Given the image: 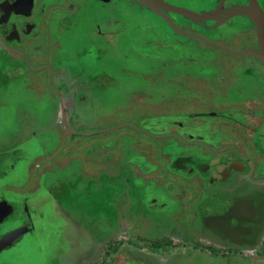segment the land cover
I'll list each match as a JSON object with an SVG mask.
<instances>
[{
    "label": "flooded vegetation",
    "instance_id": "1",
    "mask_svg": "<svg viewBox=\"0 0 264 264\" xmlns=\"http://www.w3.org/2000/svg\"><path fill=\"white\" fill-rule=\"evenodd\" d=\"M182 8L203 17L192 20L175 12ZM145 12L165 23L168 36H174L172 45L164 46L160 41L164 35ZM260 13L264 20V0H0L1 116L11 113L17 103L28 123L27 113L32 112L28 99L32 95L42 99L46 94L55 107L53 118L40 114L35 122L54 120L62 134L75 136L122 128L81 130L94 121L89 108L105 101L97 89L122 76L112 61L123 67L139 59L148 61L146 71L122 72L159 85L165 79L177 91L169 98L172 105L207 110L190 109L187 123L168 124L170 136L157 134V139H164L159 146L161 158L152 162L142 155L152 168L134 165L127 172L116 160L99 161V170L89 180L95 183L99 177L101 193L109 192V183L119 186L114 198L122 200L127 216L131 213L142 229L135 232L124 220L126 214H109L116 218L118 232H111L117 225L110 221L103 234L94 228L106 243L95 247L98 237L81 228L77 214L65 210L83 233L79 242L72 243L73 255L66 264H95L102 252L108 258L114 253L136 254L147 258L144 264H193L196 260L264 264V62L241 53L259 49L261 24L264 33ZM199 42L218 49L208 64L192 54L202 46ZM72 45L78 54L64 56L68 61H62ZM135 88L129 90L139 92L142 86ZM150 100L164 103L153 99L144 103L149 105ZM36 135L40 134L32 136ZM170 143L176 148L166 151ZM1 154L0 176H4ZM42 157H46L44 150ZM128 176L140 187L134 188ZM148 184L154 186L152 200L140 190ZM27 202L24 197L21 203H13L0 194V228ZM20 221L21 226L0 234V254L34 225L30 219ZM134 241L141 250H134ZM83 242L87 245L75 250Z\"/></svg>",
    "mask_w": 264,
    "mask_h": 264
},
{
    "label": "rangeland",
    "instance_id": "2",
    "mask_svg": "<svg viewBox=\"0 0 264 264\" xmlns=\"http://www.w3.org/2000/svg\"><path fill=\"white\" fill-rule=\"evenodd\" d=\"M145 13L148 14V17L150 16L151 21H154L156 27L164 35L160 39L165 43L164 46L172 45L170 39L174 36L171 34H169L170 37L168 36L169 31L165 23L151 13ZM144 32L148 33V31ZM151 32L153 33V31ZM151 32L150 35H152ZM213 33L210 31V34ZM179 39L183 40L184 37L181 35ZM199 44L202 46H199L197 51L193 49L192 54L194 53L199 59L207 60L206 64L210 63L218 49L205 46L200 42ZM76 54H78L76 46L72 45L69 47V54L62 55V61L66 57H74ZM58 58L61 59V56ZM232 58L235 60L234 57ZM71 61L70 63H74L73 60ZM144 70L146 71L147 68ZM136 86H142L141 91L131 92L129 90L130 88L136 89ZM97 90L103 92L101 94L105 95V101L95 108H89L90 111H93L91 117L94 118V121L84 124L81 128L82 132L91 133L116 125L124 127L96 135L75 136L66 133L61 136L60 125H54V120L45 122L43 119V130H45V126H48V130L39 136L36 135L37 139L32 136L33 133L30 134L33 129V119L40 114L42 117L48 116L49 118H53L54 115L53 101L50 97L44 96L46 94H43L42 99H38L34 95L28 99V107L32 109V112L27 113L28 123H25L22 109H18L17 103L15 106H11V113L0 115V152H2L1 158L4 159L1 165L6 173L4 176H0V194L7 196L13 203H21L22 198H28L27 209L25 207L16 208L10 218L1 224L0 234L21 226L20 220L30 219L34 223V229L24 234L22 242L19 241L9 250L0 254V264H66L67 261H71L73 254L69 252L70 246L72 247V243L79 242L83 233L75 222L68 219L69 215L65 210L72 215L77 214V210L81 212L87 209L89 214L92 211L99 213L98 208L103 214L107 212V215L104 216H93L96 223L92 227L98 225V227L96 226L98 234H103L105 231L106 221L112 222L113 226L117 225L111 232L115 231L114 234L118 232L116 218L108 216L115 212L126 214L123 215L124 220L132 224L135 232L142 229L141 223L137 222L131 213L129 215L133 217V220L127 216L126 206L122 204V200L118 197L114 198L113 194L119 192V186L109 183L108 193L105 191L98 193L96 182V184L93 181L90 182V189L87 185L80 186L83 177L81 174L87 169L98 171V166L101 165L99 161L103 163L104 159L119 160L120 165L127 172H130L134 165L141 167L145 164L148 168H152L148 162L142 161V155H148L152 162L154 158L160 159L159 151L161 145L163 146L164 139L161 137L157 139V134L170 136L168 124L175 120L180 124L187 123L186 114L190 112L191 108L176 107L171 104L169 98L172 92L177 94V91L170 88L165 79L160 80L159 85L150 78L145 81L139 77L138 80L133 74H124L119 78H112L108 87ZM148 99L164 103L152 104L150 100L151 102H148L151 104H145L144 102ZM118 108L122 110H118ZM207 109L209 110L208 107ZM201 110L207 111L200 108L191 109L192 112ZM16 113H18L17 116ZM15 116L17 120L13 121ZM141 127L144 131L140 129ZM24 131H28L26 137L22 134ZM172 132L174 131L170 133ZM167 145L170 146L165 149L166 151L172 147H174L172 149L176 148L175 143ZM41 147H43L46 157L38 159V155L43 153ZM47 155H51V157H47ZM72 158L77 159L72 160ZM64 165L67 167L64 168ZM128 178L131 182L133 181L134 188L140 187L137 181L129 176ZM86 186L88 190H84ZM153 187L148 184L144 186V189L143 187L140 189L143 190L142 195H145L148 200H152L155 196ZM93 190L96 192L94 193ZM134 196H137V193H134ZM104 197H106L105 200ZM138 197H140L139 194ZM84 202L87 203L84 204ZM170 211L171 207L166 213L168 214ZM119 216L122 215L119 214ZM67 224H70L68 230ZM101 226L105 228H101ZM65 230L67 231L65 232ZM134 244H136L135 241L132 245L136 247ZM139 248L136 247L134 250H141ZM103 253L99 254V261H95V264H101L102 260L105 261L102 264H144V261H147V258L139 257L136 254L114 253L115 255L108 258ZM207 263L212 264L210 261ZM193 264L202 263L196 260Z\"/></svg>",
    "mask_w": 264,
    "mask_h": 264
},
{
    "label": "crops",
    "instance_id": "3",
    "mask_svg": "<svg viewBox=\"0 0 264 264\" xmlns=\"http://www.w3.org/2000/svg\"><path fill=\"white\" fill-rule=\"evenodd\" d=\"M145 52H146V49H145ZM146 53H148V52H146ZM142 60H144V59H139V61H134V62H128L127 63V65H124L123 64V67L121 66V63L118 61V62H116V61H112V64L113 65H116L117 67V69H116V72L119 74V75H123L124 73L122 72L123 70H127V71H145L144 69H146V68H148V63H146V62H148V61H146L145 62V60L144 61H142ZM125 68V69H124ZM113 70H114V68H113ZM128 74H130V73H128ZM119 109H121V108H118V110ZM122 110V109H121ZM42 118V117H41ZM32 132L33 133H35V134H41L42 132H45V131H47L48 129V126H45L44 128H45V130H43V120H40V122H33V124H32ZM27 132L28 131H24L23 132V134H24V136L27 134ZM32 132L30 133V134H32ZM61 135H62V133H61ZM39 136V135H38ZM26 137V136H25ZM36 138H38V137H36ZM43 147H41V149H42ZM6 149H8V146H7V148ZM42 151H43V149H42ZM52 155V154H51ZM51 155H47V157H51ZM43 153L42 154H40V155H38V159H42L43 157ZM75 159H77V158H72V160H75ZM116 163H118V165H120L121 163H120V161L118 160H116ZM61 167H62V165H61ZM64 168H66L67 166L66 165H64L63 166ZM83 174H84V178L82 177V179H85L84 181L82 180L81 182H80V186H84V185H87L88 186V188L90 189V187H91V184H89V181H91V180H89V179H91L93 176H95L96 175V173H95V171L94 170H86V171H83L82 172ZM76 175H78V174H76ZM101 182V180L99 179V177L97 178L96 177V183L98 184L97 186H98V188H97V192L98 193H100L99 191L102 189V187H103V183H100ZM79 186V187H80ZM87 186H86V188H84V190H86L87 189ZM93 186V185H92ZM88 190V189H87ZM94 191V190H93ZM96 191H94V193L96 192ZM101 196V195H100ZM88 202V201H87ZM87 202H84V204L85 203H87ZM102 204V203H101ZM26 209H27V207H26ZM99 211V210H98ZM100 216V214L98 213V212H94V211H92L90 214H89V210L87 209L86 211L85 210H83V211H79V210H77V220H78V222L80 223V225H81V228H83V229H87V230H89V231H91V232H93V234H95V236H97L96 235V233H97V231H94L93 229L95 228L96 229V226L98 227V225L96 224L93 228H92V225H91V223H93V225H94V223H96V221H95V219H93L94 217L93 216ZM34 229V225H32V227L29 229V230H27L24 234H26L27 232H31L32 230ZM68 230V229H67ZM65 232H66V230H65ZM24 234H22L19 238V240H17V241H14V242H12L11 243V245H10V247H9V249L11 248V247H13L16 243H18L19 241H23V236H24ZM100 235V234H99ZM98 235V236H99ZM97 236V237H98ZM26 241V240H25ZM106 243H105V240H104V237H98L97 239H95V241H94V243L92 244L93 246H95V247H102V246H104ZM84 245H87V243H85V242H83L82 244H79L78 243V245H77V247H76V249L75 250H79L80 249V247H83ZM74 247V246H73ZM73 247H71L70 246V250H69V252L70 253H72V250L74 249ZM9 249H7V250H9ZM4 252V251H3ZM2 252V253H3ZM95 261H98L97 259H95ZM61 264V263H60Z\"/></svg>",
    "mask_w": 264,
    "mask_h": 264
},
{
    "label": "water",
    "instance_id": "4",
    "mask_svg": "<svg viewBox=\"0 0 264 264\" xmlns=\"http://www.w3.org/2000/svg\"><path fill=\"white\" fill-rule=\"evenodd\" d=\"M161 6L166 8V6L164 4H162ZM175 12L179 13V14H181L183 16H186V17H188V18H190L192 20H195L196 17H199V18L203 17V15L190 12L189 10H186L184 8L176 9ZM260 14H261V17H262V13H260ZM164 17L177 29V27L175 26L173 21L168 16H164ZM207 18H209V17H207ZM263 22H264V20H263V17H262V23ZM241 53L253 54V55L257 56L258 58H260L264 62V33H263V25L262 24H261V34L259 36V49L258 50H251L250 49V50L243 51Z\"/></svg>",
    "mask_w": 264,
    "mask_h": 264
}]
</instances>
